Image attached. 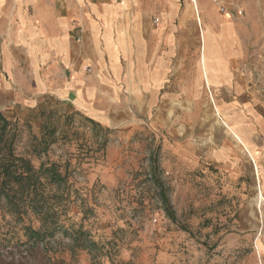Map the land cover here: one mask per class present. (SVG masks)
<instances>
[{
    "label": "crops",
    "instance_id": "obj_1",
    "mask_svg": "<svg viewBox=\"0 0 264 264\" xmlns=\"http://www.w3.org/2000/svg\"><path fill=\"white\" fill-rule=\"evenodd\" d=\"M213 9L210 0H0V113L50 96L116 127L128 110L149 121L155 108H212L222 129L208 157L223 172L222 201L254 220L264 255V51H250L238 29L260 24Z\"/></svg>",
    "mask_w": 264,
    "mask_h": 264
},
{
    "label": "rangeland",
    "instance_id": "obj_2",
    "mask_svg": "<svg viewBox=\"0 0 264 264\" xmlns=\"http://www.w3.org/2000/svg\"><path fill=\"white\" fill-rule=\"evenodd\" d=\"M243 1L210 0L209 13L257 20L238 29L250 51H264V0H245L261 2L259 11L240 10ZM4 115L14 154L35 169L55 164L66 189L48 185L65 196L64 212L43 240L24 229L39 227L34 215L19 221L0 208V264H264L254 220H239L240 204L222 201L223 172L208 157L222 129L212 108H155L149 121L128 110L106 127L48 96Z\"/></svg>",
    "mask_w": 264,
    "mask_h": 264
},
{
    "label": "trees",
    "instance_id": "obj_3",
    "mask_svg": "<svg viewBox=\"0 0 264 264\" xmlns=\"http://www.w3.org/2000/svg\"><path fill=\"white\" fill-rule=\"evenodd\" d=\"M86 119L98 125L87 117ZM9 124L6 116L0 113V208L16 215L19 221L25 215H34L39 221V227L34 229L31 225H26L24 229L29 238L43 240L58 228V218L64 212L62 201L65 196L63 193L59 196L51 193L48 185L54 182L57 188L64 191L65 179L53 163L49 166L41 164L35 169L28 159L15 155L7 129ZM164 205L167 210L166 201ZM83 235V232H76L74 239L76 243L82 240L80 245L86 247Z\"/></svg>",
    "mask_w": 264,
    "mask_h": 264
},
{
    "label": "built area",
    "instance_id": "obj_4",
    "mask_svg": "<svg viewBox=\"0 0 264 264\" xmlns=\"http://www.w3.org/2000/svg\"><path fill=\"white\" fill-rule=\"evenodd\" d=\"M220 10L224 11V6H220ZM226 15H229V13H227ZM230 16V15H229ZM153 23L156 25L158 23V18H154L153 19ZM79 40V38H77ZM88 71H90L89 68H87Z\"/></svg>",
    "mask_w": 264,
    "mask_h": 264
}]
</instances>
